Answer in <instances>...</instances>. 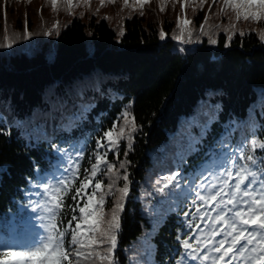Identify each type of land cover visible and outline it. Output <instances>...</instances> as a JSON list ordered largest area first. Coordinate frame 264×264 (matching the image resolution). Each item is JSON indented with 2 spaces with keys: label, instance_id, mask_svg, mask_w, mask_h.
<instances>
[{
  "label": "trees",
  "instance_id": "trees-1",
  "mask_svg": "<svg viewBox=\"0 0 264 264\" xmlns=\"http://www.w3.org/2000/svg\"><path fill=\"white\" fill-rule=\"evenodd\" d=\"M165 6L191 21V42L174 38L175 15L160 21L135 13L120 28L94 13L70 17L52 56L48 45L31 54L0 51V236L27 235L30 210L21 206L36 199L28 195L37 191L31 184L61 163L56 148L73 152L83 145L82 172L96 139L128 108L139 125L132 150L125 156L122 141L119 160L107 156L121 175L119 162L130 161L113 264H175V237L187 231L183 212L189 209L160 204L169 197L156 193L153 184L177 170L190 177L220 151L226 133L233 147L264 139V41L258 35L264 23L217 15L220 5L211 0L202 8L179 2L173 7L172 0ZM196 141V151L188 154ZM262 153L257 149L255 155ZM113 206L107 198L104 210Z\"/></svg>",
  "mask_w": 264,
  "mask_h": 264
},
{
  "label": "snow or ice",
  "instance_id": "snow-or-ice-1",
  "mask_svg": "<svg viewBox=\"0 0 264 264\" xmlns=\"http://www.w3.org/2000/svg\"><path fill=\"white\" fill-rule=\"evenodd\" d=\"M45 2L53 12H59L62 5V10L71 14L80 0ZM83 2L87 6L89 0ZM116 2L100 0V5ZM122 2L124 7L139 10L143 16V8L151 0ZM158 2L160 11H164L167 0ZM178 2L202 8L208 0H172L173 7ZM211 3L220 5L217 15L232 13L236 21L264 23V0H211ZM190 24V20L178 18L177 28L180 36L185 37L183 43L191 42L192 29L187 27ZM204 24H207V17ZM204 24L200 31L207 35ZM53 27L58 33L59 22ZM230 28L235 31L234 24ZM8 33L5 13V35L0 48H12L20 39L27 40L33 35L28 31L27 19L23 33L12 32L11 36ZM239 34L245 35L243 31ZM120 35H123L122 29ZM159 35L165 38L163 30ZM258 35L264 41V30ZM118 123L122 126L118 127ZM138 129L134 116L125 108L112 127L96 139L95 149L88 157V167L82 172L84 146H73V152L57 147L61 163L52 173L31 184L37 191L28 195L36 199H29L21 206L30 210L29 223L24 226L27 235L17 240L0 236V264H113L120 214L129 193L126 168L130 161L119 162V169H125V174L121 175L117 164L107 156L111 152L119 160L122 141L126 142L124 155L127 156L132 150L133 133ZM228 136L230 133L218 141L220 151L190 177H182L177 170L159 176L153 184L156 193L169 197L160 204H168L169 210L173 206L189 209L183 212V226L187 231L175 237L179 245L175 264H264V153L255 155L257 149L264 150V139H252L233 147L229 146ZM195 143L198 141L189 144L188 154L196 151ZM179 162H184L183 155ZM105 176L109 180L107 184L102 179ZM121 180L123 186L117 187ZM109 197L114 206L106 212L104 206ZM69 199L75 203L66 204ZM64 216L70 218L65 221ZM82 224L87 228H82Z\"/></svg>",
  "mask_w": 264,
  "mask_h": 264
},
{
  "label": "rangeland",
  "instance_id": "rangeland-1",
  "mask_svg": "<svg viewBox=\"0 0 264 264\" xmlns=\"http://www.w3.org/2000/svg\"><path fill=\"white\" fill-rule=\"evenodd\" d=\"M80 3V7L74 9L73 12L69 14L62 10V5L59 12H53L51 6H49L45 0H31L30 3L28 0H0V42L4 41L5 13L7 17V26L9 28V36H11L12 32H24L25 19H27L28 31L33 33L30 39H20L12 48H0V51L7 56L21 52L31 54L38 50L45 49V46L48 45L51 47L48 53L52 56L56 48V40L60 35V31L62 27L67 24V21L71 20L70 17L72 16L82 15L87 19L89 15L97 13L99 16L109 18L114 25L121 28L123 20L126 17L139 13V10L124 7L122 0H117L116 3L106 4L103 7L100 5V0H89L87 6H85L83 0L80 1ZM160 7L161 4L158 0H151L149 4H145L143 16L147 17V19L155 18L160 21H164L168 17H173L174 15L177 21L178 18L185 19V15L181 14V18L179 13H175L174 11L170 12V9L167 10L168 8L165 5L164 11H160ZM57 22H59L58 33L53 27ZM187 27L191 28L190 25ZM46 31H51L52 34L45 35L44 33ZM176 34L179 39L184 37L180 36L179 29Z\"/></svg>",
  "mask_w": 264,
  "mask_h": 264
}]
</instances>
